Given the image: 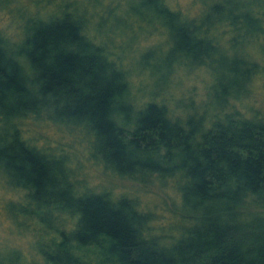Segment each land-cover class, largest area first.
<instances>
[{"label": "trees", "instance_id": "16d2710c", "mask_svg": "<svg viewBox=\"0 0 264 264\" xmlns=\"http://www.w3.org/2000/svg\"><path fill=\"white\" fill-rule=\"evenodd\" d=\"M120 1L0 0L20 26L16 42L0 29V176L23 192L9 209L33 219L44 264H264V114L239 106L264 89V0H192V14ZM156 32L164 48L136 65L157 72L154 88L180 66L205 69L200 105L136 99L108 41ZM25 119L82 128L115 177L176 180L172 219L86 183L59 145L26 137ZM6 254L0 264L18 262Z\"/></svg>", "mask_w": 264, "mask_h": 264}, {"label": "rangeland", "instance_id": "374dc122", "mask_svg": "<svg viewBox=\"0 0 264 264\" xmlns=\"http://www.w3.org/2000/svg\"><path fill=\"white\" fill-rule=\"evenodd\" d=\"M126 2L127 0L120 1L122 4L120 9L125 6ZM166 2L173 8L189 14L196 10L192 0H166ZM7 13V9L0 10V29L13 42H16L20 33L19 22L12 18L10 13L9 15ZM120 16L121 13L118 12L114 17ZM118 27L120 28V24ZM117 37L120 36L117 35ZM124 38L128 39L125 36L117 39ZM141 38L139 41H108L114 53L121 56L123 64L130 72L136 99H161L171 107L175 104H182L185 107L191 103L197 105L202 99L204 100L209 90L210 76L203 68L190 69L184 65L180 66L167 76L166 83L154 88L153 81L157 78V72L151 76L149 68L136 65L134 58L154 47L163 49L165 41L161 40L162 36L159 32H156L148 41ZM157 57H159L158 63L160 64L163 57L161 52L150 57L149 61L152 62ZM158 72L161 75L167 73L165 70ZM243 105L251 113L264 114V89L257 85L252 94L239 106L243 108ZM22 123L26 137H29L28 139L32 143L38 146L59 145L71 159V164L77 170L78 176L83 177L86 183L98 191L106 189L118 195L125 193L129 196H138L144 207L154 211L156 217L162 220L160 223L167 224L172 219L171 211L179 205L177 182L173 178L165 181L155 180L150 183H139L115 177L90 156L88 137L82 128L36 119H25ZM21 201H23L22 190L10 186L0 176V252L3 255H8L6 253L10 252L18 254L19 260L15 264L27 261L28 263L35 261V264H44L37 256L39 248L36 241V229L38 227L33 219L23 217L18 212L14 215L13 211L9 209V205H16Z\"/></svg>", "mask_w": 264, "mask_h": 264}]
</instances>
